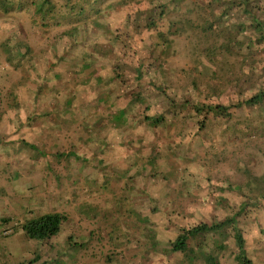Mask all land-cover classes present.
<instances>
[{"label":"rangeland","instance_id":"374dc122","mask_svg":"<svg viewBox=\"0 0 264 264\" xmlns=\"http://www.w3.org/2000/svg\"><path fill=\"white\" fill-rule=\"evenodd\" d=\"M41 1L0 5L9 260L243 264L233 226L172 250L185 229L235 215L247 256L264 264V99L248 102L264 91V0H51L43 13ZM97 64L106 80L92 83ZM80 79L90 88L77 91ZM113 79L132 87L112 96ZM72 147L86 161L52 157ZM60 181L72 218L27 238L38 193Z\"/></svg>","mask_w":264,"mask_h":264},{"label":"trees","instance_id":"16d2710c","mask_svg":"<svg viewBox=\"0 0 264 264\" xmlns=\"http://www.w3.org/2000/svg\"><path fill=\"white\" fill-rule=\"evenodd\" d=\"M12 1L13 0H0V5L2 6V8L8 10L9 7L12 6L14 3ZM50 3L51 0H42L40 4L38 3L39 11L43 13L45 11V7ZM263 99H264V91H261L252 98H250L248 102L252 104H259L260 102H262ZM216 107L220 108L217 111L219 114H224L226 112L224 107L222 106H216ZM150 120H153V117H150ZM30 146L32 148L35 147V145L32 144ZM66 220H67V216L65 214L49 213L27 221L26 223L23 224L22 228L29 238L43 241L46 239H50L51 237L59 234ZM236 223H237V217L234 215L232 217L226 218L224 221H221L219 223H214L211 225L207 223H200L196 226L185 229L180 234H178L177 238L172 243V250L189 252L192 249L188 242L190 239L196 238L199 235H206L212 231L213 232L221 231L223 228H226L228 226H233V229L235 230L234 238L238 246V254L241 258V263L253 264V261L249 259V257L247 256V250L245 246L246 239L244 238L241 230L236 226ZM205 254L207 257V253ZM205 261L207 262V264H217L216 261H211L209 260V258H206ZM33 262L35 261H30L27 263L21 262L19 264H33Z\"/></svg>","mask_w":264,"mask_h":264},{"label":"crops","instance_id":"0c3cea01","mask_svg":"<svg viewBox=\"0 0 264 264\" xmlns=\"http://www.w3.org/2000/svg\"><path fill=\"white\" fill-rule=\"evenodd\" d=\"M89 49L90 50H93V49H91L90 47H89ZM93 54H94V51L92 52ZM93 60L92 61H96L97 60V57H95L94 58V55H93ZM114 60H110V62H113ZM49 64H51L50 62H49ZM113 64H115V62H113ZM52 65V64H51ZM95 64L94 63H92V64H89L88 66H87V68L86 69H88L89 68V66H94ZM105 66H107V65H105ZM110 66H112V65H110ZM95 74H94V77H95V79H90V81L92 80V83H95V82H97V81H99L100 79H103V80H106L105 78H103L102 76H104L102 73L104 72V69H105V67H103L102 65H100V64H97L96 66H95ZM97 73H99L98 75H100V74H102L101 76H97L96 74ZM140 73V72H139ZM137 76V75H136ZM138 76H140V75H138ZM116 80L117 79H113L110 83H111V85L110 86H112L111 87V90L113 91V93L112 92H109L112 96L113 95H118V96H115V97H119V96H122L121 94H119L118 93V91L119 90H121V88L120 87H122L123 88V91L122 92H124V91H126V89L128 88H131V87H128L129 85H125V84H121L120 82H119V80L117 81V83H116ZM134 81H135V79L132 81V83L134 84ZM136 82V81H135ZM90 82H88V80H79L78 81V83L76 84V90L77 91H82L83 90V87H84V85L85 86H87V88L89 87V84ZM134 85H136V84H134ZM94 87L95 86H97L96 84H94L93 85ZM90 88V87H89ZM88 88V89H89ZM100 89V91H102V88H101V84L99 85V87H98V90ZM108 90H110V87H109V89ZM110 90V91H111ZM94 91L96 92V90H95V88H94ZM131 91V90H130ZM108 93V94H109ZM83 95H85V93L83 92ZM110 95V96H111ZM123 97V96H122ZM69 110V109H68ZM70 110H72V109H70ZM62 111H63V109H62ZM83 113V112H82ZM150 118V117H149ZM64 124V123H63ZM65 125V124H64ZM155 125H157V124H155ZM117 127H119V126H117ZM116 126H115V128H117ZM105 133V132H104ZM115 135H117V134H115L114 133V136ZM84 142L86 141V139H84L83 140ZM87 143V142H86ZM108 143H110V144H112V145H115V148H112V150L115 152V154H116V156L118 157L120 154H121V150H120V148L121 147H119L118 145H120L121 143L118 141V142H114V141H112V143H111V141H108ZM25 144L27 145V146H29V147H31L30 145H31V143H29V142H26L25 141ZM28 144H30V145H28ZM63 144H67L66 142H63ZM32 145H35V144H32ZM77 145H81V144H77ZM35 146H37V145H35ZM32 148V147H31ZM117 152V153H116ZM43 156H45V155H43ZM42 156V157H43ZM40 157V156H39ZM52 157L53 158H55V159H58L59 161H65V160H69L70 162H72V161H74V160H76V159H78V160H80V161H86V159H87V157H83V155H81V153H79L75 148H70L69 150H67V151H64V150H59V149H56L55 151H54V154L52 155ZM39 160H41V158H39ZM82 166V165H81ZM89 171V170H88ZM89 173L90 172H87V174H86V177H88V175H89ZM67 179V178H66ZM62 183H63V181H62ZM62 188H61V181L60 182H57L56 183V186L54 187V190L52 191V190H49V191H44V192H46L45 194H43V192H39L38 193V195H37V200H36V202H37V209L35 210L36 211V215H34V216H29L27 219H26V221H25V223L27 222V221H29V220H32V219H35V218H38V217H40V216H43V215H45V214H49V213H62V214H65L66 216H67V220H66V222L68 221V219H71L72 218V214L69 216V214H68V212L70 213V211L71 210H69V209H67V207H68V205H65V203H64V199L66 198L67 199V197H64V196H66L67 194H69L68 192L67 193H63L62 192V190H61ZM67 201H68V199H67ZM67 203V202H66ZM1 212H3V214L1 215ZM72 213V212H71ZM13 214L9 211V205H8V201L6 200V199H4V202L2 201V200H0V221H1V223H3V222H6V221H9V219L10 218H13ZM65 224V223H64ZM25 232V231H24ZM25 236L27 237V238H29L27 235H26V233H25ZM54 237V236H53ZM52 238V237H51ZM29 239H31V238H29ZM33 240H36V239H33ZM46 240H48V239H46ZM38 241H40V240H38ZM44 241V240H43ZM7 242L8 241H6V239L5 238H1L0 237V264H15V263H13L12 261H10L9 260V257L7 256V254L9 253L8 251L10 250V247H6V245H7ZM19 263H21V262H18V263H16V264H19Z\"/></svg>","mask_w":264,"mask_h":264}]
</instances>
